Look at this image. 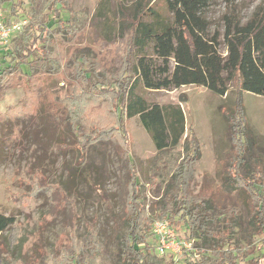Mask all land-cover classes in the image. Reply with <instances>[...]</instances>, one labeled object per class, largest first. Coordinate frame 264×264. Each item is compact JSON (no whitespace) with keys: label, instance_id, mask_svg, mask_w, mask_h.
<instances>
[{"label":"rangeland","instance_id":"1","mask_svg":"<svg viewBox=\"0 0 264 264\" xmlns=\"http://www.w3.org/2000/svg\"><path fill=\"white\" fill-rule=\"evenodd\" d=\"M22 1L25 11L18 16H10L9 22L25 20V24L1 46L0 67L12 64L21 48L29 46L33 36L30 24L38 25L52 18L48 15L52 0ZM59 1L70 8L61 12V18L69 21L72 29L65 36V42L48 41V48L50 45L56 48V53L52 54L55 60L47 66L52 72L36 73L28 85L14 81L6 82L0 88V214L14 218L13 226L0 233V264H15L17 260L32 258L43 263L45 255L53 252V245L65 228L72 224L80 241L87 228L96 234L99 253L89 264H120L121 251L116 232L125 229L124 194L128 179L126 165L117 150L123 146V141L111 136L108 142L97 143L99 145L91 148L85 159L75 147L59 154L54 149L56 144L71 145L75 142L69 122L62 126L57 124V119L61 121L65 115H70L72 120L73 115L80 114L81 103L86 111L99 119H111L115 123V99L110 101L107 96L83 93L78 102L62 99L68 94L69 65H72L75 55L94 56L103 71L110 74L119 72L129 47L130 22L136 0ZM9 6L10 0H0L2 17L6 18ZM148 7L164 20H171L164 0H152ZM260 7L264 9V0H209L202 13L208 22V35L218 36V51L222 56L226 55L223 17L233 15L244 23ZM145 20L150 21V18L145 16ZM48 30L47 39L50 40L58 28L54 25ZM74 35L75 43H68ZM71 44L77 49L75 55L72 52L74 48L70 49ZM150 51L147 50L148 55ZM21 70L29 73L25 65ZM74 89L83 92L78 85ZM134 94L149 105L174 104L181 107L186 128L182 141L191 132L200 147L199 158L192 166L190 191L194 194L203 192L210 198L214 215L217 208L233 206L240 211L241 218L233 232L242 244L252 225L245 194L226 184L225 164L231 153L229 117L237 112L235 100L240 94L250 131V155L257 157L264 169V97L239 92L235 78L228 83V92L221 97L202 87L147 90L141 83L137 84ZM226 113L232 115L226 117ZM123 128L128 144L126 151L135 164L141 185L138 202L153 223L160 220L156 211L158 200L184 156L182 141L175 149L157 153L137 116L125 119ZM187 143L188 147L192 145L188 138ZM80 159L85 164L81 165ZM74 167L80 170L75 178L70 175ZM241 172L251 173L249 160ZM80 173L87 174L86 180L76 183ZM214 219V225L221 226L219 219ZM174 228L180 251L158 255L155 244L150 249L147 264H183L182 246L191 249L196 244L201 247L199 239H188L184 227ZM256 241L263 252L264 230ZM31 242L34 244L27 249ZM202 248L201 257L206 258L205 264H213L214 252L207 244L203 243ZM199 258V255L195 257L196 260Z\"/></svg>","mask_w":264,"mask_h":264},{"label":"trees","instance_id":"2","mask_svg":"<svg viewBox=\"0 0 264 264\" xmlns=\"http://www.w3.org/2000/svg\"><path fill=\"white\" fill-rule=\"evenodd\" d=\"M151 1L136 0L133 5L129 47L118 73L103 71L94 56L75 55L77 49L74 44L70 47L74 48L72 52L75 56L72 57V65H69L68 94L64 95L62 101L78 102L82 93L103 98L107 96L110 101L115 99V123L111 119H99L86 111L82 103L79 112L83 115L76 113L72 120L70 115H65L61 121L57 119V124L61 123L62 126L69 122L75 142L71 145L56 144L55 153L75 147L85 159L91 148L99 145L97 143L108 142L111 136L123 141V146L117 150L126 165L128 179L124 194L125 229L116 230L121 251L120 264H147L150 249L156 244L152 220L138 202L141 185L135 164L126 151L125 119L138 117L157 153L175 149L186 134L181 107L174 104H147L142 97L134 94L137 84L141 83L147 90L202 87L221 97L228 92V83L235 78L239 92L264 97V9L258 8L244 23L233 15L223 17L226 55L222 56L218 51V36L208 35V22L202 13L209 0H164L171 20H164L150 9L148 3ZM9 7L6 18L3 16L6 24L10 16H18L25 11L22 0H10ZM64 9L70 8L64 7L59 0H52L48 9V15H52V18L38 25H29L33 32L31 43L21 48V52L12 59V64L0 67V88H3L4 83L14 81L28 85L36 73L52 72L47 66L55 60L52 54L56 53V48L51 45L48 48V41L65 42V36L72 29L69 21L61 18ZM145 16L150 21H146ZM54 25L58 31L48 40V28ZM74 39L75 35L68 43H75ZM1 46L4 45H0V49L3 48ZM149 49L150 55L147 53ZM136 56L137 61L134 62ZM22 65L27 66L29 73H22ZM75 85L80 86L83 92H76ZM235 102L237 112H234L233 117H229L232 113L225 114L229 117L231 141V153L225 164L226 184L245 194L252 227L241 244L233 232L241 218L240 211L233 206L217 208L214 215L211 199L203 192L194 194L190 191L194 171L192 166L199 158L200 147L198 140L189 132L190 136L187 135L182 141L184 156L176 165L156 209L160 220L167 221L173 228L184 227L188 239L197 238L201 242V247L196 244L191 249L182 246L183 264H205L206 258L201 257L203 243L214 252L213 264H264V251L256 241L264 230V169L260 160L250 155V131L240 94ZM187 138L192 144L190 147ZM247 160L250 161L251 173L243 174L241 169L246 168ZM80 162L81 165L85 164L82 159ZM78 171L74 167L70 175L75 178ZM86 175L80 173L76 183L81 179L86 180ZM73 189H76V184ZM213 219H219L221 226H215ZM13 224V217L0 214V233ZM32 242L27 245V249L34 244ZM53 246V252L45 255L43 263L38 258H32L28 261L17 260L15 264H89L99 253L95 232L87 228L80 241L74 224L65 228ZM197 255L200 256L198 260L195 259Z\"/></svg>","mask_w":264,"mask_h":264},{"label":"built area","instance_id":"3","mask_svg":"<svg viewBox=\"0 0 264 264\" xmlns=\"http://www.w3.org/2000/svg\"><path fill=\"white\" fill-rule=\"evenodd\" d=\"M24 24L25 20H14L6 24L0 13V45L6 44L11 35L16 31H20ZM152 232L156 239L155 251L158 255H164L167 251L172 253L180 251L181 245L176 241V231L167 221H154Z\"/></svg>","mask_w":264,"mask_h":264}]
</instances>
